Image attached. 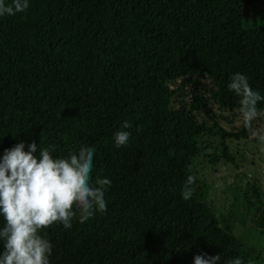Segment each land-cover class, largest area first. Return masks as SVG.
I'll list each match as a JSON object with an SVG mask.
<instances>
[{
    "label": "trees",
    "instance_id": "obj_1",
    "mask_svg": "<svg viewBox=\"0 0 264 264\" xmlns=\"http://www.w3.org/2000/svg\"><path fill=\"white\" fill-rule=\"evenodd\" d=\"M255 1L29 0L26 11L0 16V157L20 141L25 151L32 142L52 147L55 158L91 147L92 182L111 181L107 212L42 231L53 246L49 264L239 257L238 241L200 201L203 184L195 179L189 200L181 193L195 176L200 139L229 137L196 116L208 104L240 115L228 89L237 72L264 96V22L243 28ZM204 79L203 92H189ZM176 93L185 103L172 109ZM121 130L131 135L117 148ZM252 195V226L264 233V199ZM4 223L0 216V229Z\"/></svg>",
    "mask_w": 264,
    "mask_h": 264
},
{
    "label": "clouds",
    "instance_id": "obj_2",
    "mask_svg": "<svg viewBox=\"0 0 264 264\" xmlns=\"http://www.w3.org/2000/svg\"><path fill=\"white\" fill-rule=\"evenodd\" d=\"M29 0H11L6 4L0 0V16H13L24 12ZM228 83V89L239 97V108L243 126L264 151V128L254 127L253 121L264 119V109H258V102L264 96L254 91L248 78L237 72ZM124 121L122 128H130ZM131 133L118 131L114 134L117 148L129 142ZM52 147L40 148L35 142L28 145L20 141L4 149L0 157V216L4 227L0 229V264H49L52 244L42 231L54 224L65 229L72 227L74 219L80 223L93 218L97 212H107L105 192L111 181L97 177L92 182L94 149L81 147L67 158H55ZM195 176L189 175L181 196L189 200L194 192L190 185ZM219 254L207 256L198 254L194 264H217ZM225 264H244L240 257L229 259ZM251 264V262H249Z\"/></svg>",
    "mask_w": 264,
    "mask_h": 264
},
{
    "label": "rangeland",
    "instance_id": "obj_3",
    "mask_svg": "<svg viewBox=\"0 0 264 264\" xmlns=\"http://www.w3.org/2000/svg\"><path fill=\"white\" fill-rule=\"evenodd\" d=\"M243 17L244 29L261 26L264 22V0H256L245 10ZM207 85L204 79L199 89L189 92H203ZM184 103L182 94L176 93L171 100V108L177 109ZM196 119L213 128L214 132L220 129L229 136L224 140L216 135L200 139L199 157L190 167L197 182L204 186L200 201L212 210L217 226L238 241L239 257L244 264H264V233L252 226L253 210L257 206L253 191H257L261 200L264 199V151L248 130L245 135L234 137L245 128L241 115L208 104ZM253 126L264 128V119L254 120ZM224 151L232 161L224 159Z\"/></svg>",
    "mask_w": 264,
    "mask_h": 264
}]
</instances>
